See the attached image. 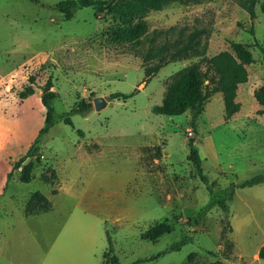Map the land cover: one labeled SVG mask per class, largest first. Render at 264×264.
I'll use <instances>...</instances> for the list:
<instances>
[{"label":"rangeland","instance_id":"1","mask_svg":"<svg viewBox=\"0 0 264 264\" xmlns=\"http://www.w3.org/2000/svg\"><path fill=\"white\" fill-rule=\"evenodd\" d=\"M58 1L0 0V264H115L104 258L108 249L119 264H202L229 241L232 254L220 258L264 264L253 258L264 240V182L235 187L227 214L216 204L201 214L212 195L187 159L192 138L218 196L264 172V113L256 114L252 94L264 84V0H256L253 18L236 0L170 1L145 14L137 46L114 36L110 12L81 7L65 19ZM195 27L208 30L207 54L231 49L230 40L252 53L236 94L241 107L227 120L219 91L193 121L189 110L151 111L173 74L198 57L171 61L142 82L145 66L156 62L146 58L150 45ZM27 86L34 92L22 99ZM46 87L56 92L54 124L15 167L44 126ZM114 92L132 94L94 107L93 96ZM79 100L91 109L69 113L66 123ZM30 162L25 182L20 169ZM35 191L51 209L25 215ZM161 220L173 229L155 241L142 237ZM183 238L178 249L137 262Z\"/></svg>","mask_w":264,"mask_h":264},{"label":"trees","instance_id":"2","mask_svg":"<svg viewBox=\"0 0 264 264\" xmlns=\"http://www.w3.org/2000/svg\"><path fill=\"white\" fill-rule=\"evenodd\" d=\"M170 1L185 2V0H59L56 7L62 14L63 18L69 19L73 16L76 9L81 7L92 6L96 11H108L112 17L116 19L113 32L116 38H124L130 40L133 45H140L143 41V35L147 32V25L143 20L145 14L152 9H160L164 4ZM237 3L246 10L250 18L255 16L256 0H236ZM261 9L264 11V3L261 4ZM208 30L205 27H195L189 31L178 30L177 35L169 40L168 38L161 43L150 45L147 51L146 58H156L153 65L145 66V75L142 82H147L155 75L158 70L171 61L198 57L195 63L188 64L173 74L170 81L167 83L165 93L161 103L153 104L151 111L157 114L176 115L189 110L191 112L192 121L202 112L205 103L216 92H221L224 104V118L229 119L236 113L241 106V103L236 100V94L239 84L248 80V64L252 62V53L248 48V44L230 40L231 49H223L213 54L206 53ZM146 59V60H147ZM32 79V76H30ZM48 87L51 84L47 83ZM33 88L27 86L21 91L20 97L23 99L33 93ZM132 93L114 92L112 97L126 98ZM253 96L260 105L256 109V114L264 113V84L253 89ZM56 97V92L48 89L41 95L42 103L44 104L45 123L39 129L37 137L29 147L25 156H22L15 163V167H19L26 156L32 155L36 150V145L40 136L48 131L54 124L55 114L52 101ZM91 109V103L79 100L76 105L64 117L66 123L71 124L69 113L79 112L84 113ZM82 133V130H78ZM188 153L187 159L191 161L199 178L206 184L207 189L211 192L209 202L202 208L201 214L209 210L212 206L219 205L227 214L229 212V201L232 199L235 192V187L251 186L264 182V172L254 175L253 177L244 180L240 183H233L228 187L221 188L222 194L215 195L213 191L217 180L209 179L203 173L201 166V158L198 150L194 145V140H187ZM32 163H27L20 169V180L29 181L31 178ZM9 176L11 173L8 174ZM40 178L47 181L45 175L41 174ZM51 203L48 198L39 191L33 192L27 199L24 205V214L30 215L40 213L51 209ZM173 229L172 224L167 220L155 221L142 234L143 238L157 240L164 233L170 232ZM186 238L173 242L165 250L158 252L156 255L149 258L138 259L137 262L154 259L169 249H178ZM233 250V243L229 241L224 246V249L216 254L213 251H208L214 254L215 258L202 264H238L227 262L218 255L226 256ZM232 254V253H231ZM257 255L264 260V241L259 246ZM189 260L193 258V253L189 254ZM104 258L115 264H119L115 255L111 254V249L104 252Z\"/></svg>","mask_w":264,"mask_h":264},{"label":"water","instance_id":"3","mask_svg":"<svg viewBox=\"0 0 264 264\" xmlns=\"http://www.w3.org/2000/svg\"><path fill=\"white\" fill-rule=\"evenodd\" d=\"M48 89V87H46V89L43 90L46 91ZM112 98L111 95H103V96H93V105L96 109L101 108L102 106H104L106 104V102L108 100H110Z\"/></svg>","mask_w":264,"mask_h":264},{"label":"crops","instance_id":"4","mask_svg":"<svg viewBox=\"0 0 264 264\" xmlns=\"http://www.w3.org/2000/svg\"><path fill=\"white\" fill-rule=\"evenodd\" d=\"M0 76H3V75H1L0 74ZM238 90V89H237ZM252 94H253V91H252ZM241 107V106H240ZM259 107H260V105H259ZM259 107H257V109L259 108ZM264 241V240H263ZM263 242H261V244H262ZM260 244V245H261ZM259 245V246H260ZM259 248V247H258ZM258 248H257V250H255V252L253 253V258L255 259V260H258V259H260L259 257H258V255H257V252H258ZM224 260V259H223ZM263 260V259H262ZM225 261H227V260H225ZM227 262H231V261H227Z\"/></svg>","mask_w":264,"mask_h":264}]
</instances>
